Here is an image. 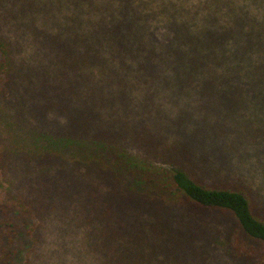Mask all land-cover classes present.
<instances>
[{"label": "trees", "instance_id": "trees-1", "mask_svg": "<svg viewBox=\"0 0 264 264\" xmlns=\"http://www.w3.org/2000/svg\"><path fill=\"white\" fill-rule=\"evenodd\" d=\"M62 1L68 12L55 29L61 41L48 43L41 29L34 37L46 52L74 56L73 95L60 100L65 123L38 128L42 119L28 111L30 124L0 125V179L7 184L0 191V264H31L30 251L22 259L16 246L22 219H44L62 207L86 225L95 264H264L245 244L264 246V215L247 190L208 186L180 168L145 162L117 145L95 109L111 96L104 90L156 83L165 64L181 74H241L264 87V0H44L40 9ZM11 64V45L0 31V100ZM99 169L106 171L102 179L88 178ZM165 195L179 199L182 216L230 214L245 240L236 236L213 252L199 239L197 247L188 227L170 223L178 208L146 203Z\"/></svg>", "mask_w": 264, "mask_h": 264}, {"label": "rangeland", "instance_id": "rangeland-1", "mask_svg": "<svg viewBox=\"0 0 264 264\" xmlns=\"http://www.w3.org/2000/svg\"><path fill=\"white\" fill-rule=\"evenodd\" d=\"M43 1L0 0V31L12 48L9 83L0 100L2 126L5 122L12 123V127L30 124L28 111L42 119L38 128L47 129L52 120L65 123L59 110L60 100L63 96L68 101L73 95L70 83L75 59L72 54L66 56L51 47L46 52L34 37V30H44L48 43L52 38L61 41L63 35H55V29H59L68 8L62 1L41 11ZM165 69L157 73L156 83L139 87L135 84L121 92L104 90L102 95L111 96L96 106V116L103 117L97 121L106 122L104 126L109 133L114 132L120 148L153 166L180 168L208 186L230 184L244 188L259 203L264 215V87L253 85L250 77L241 74L235 77L228 73L181 74L167 70L166 64ZM16 99L22 102L17 104ZM110 139L116 144L115 139ZM104 172L106 175L102 169L95 170L88 178L100 175L102 179ZM104 183L102 180L98 183L101 192ZM4 187L7 184L0 179V191ZM178 202L179 199L166 195L162 201L146 200L149 208L151 204L163 203L178 208L179 213L169 212L174 213L170 223L181 224L184 230L188 227L197 247L199 239L206 240L215 252L216 246H226L229 239L233 241L236 236L242 239L230 214L202 210L190 211L189 217L182 216V203ZM68 209H55L44 219H22V235L16 238L22 259L30 251L31 264L96 263L93 259L96 252L85 233L86 225L77 216L72 217ZM141 209L147 211L144 204ZM166 211L159 209L158 214L165 215ZM148 215L146 212L143 217ZM144 223L149 226L148 220ZM249 242L245 244L255 246L257 260L264 259V246L256 247Z\"/></svg>", "mask_w": 264, "mask_h": 264}]
</instances>
